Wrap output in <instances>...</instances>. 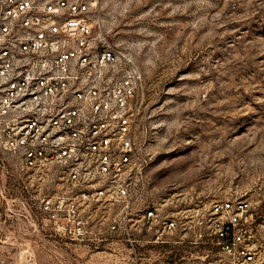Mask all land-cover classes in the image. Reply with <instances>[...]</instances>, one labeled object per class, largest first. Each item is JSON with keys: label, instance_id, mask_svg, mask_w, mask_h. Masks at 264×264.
I'll return each instance as SVG.
<instances>
[{"label": "built area", "instance_id": "obj_1", "mask_svg": "<svg viewBox=\"0 0 264 264\" xmlns=\"http://www.w3.org/2000/svg\"><path fill=\"white\" fill-rule=\"evenodd\" d=\"M99 12V0H0V153L63 238L138 254L196 244L206 230L220 261L253 263L247 200L154 201L143 74L106 41Z\"/></svg>", "mask_w": 264, "mask_h": 264}, {"label": "rangeland", "instance_id": "obj_2", "mask_svg": "<svg viewBox=\"0 0 264 264\" xmlns=\"http://www.w3.org/2000/svg\"><path fill=\"white\" fill-rule=\"evenodd\" d=\"M99 10L106 41L143 74L140 135L154 201L247 200L251 264H264V0H99ZM0 157V264H229L206 230L196 244L138 254L63 238Z\"/></svg>", "mask_w": 264, "mask_h": 264}]
</instances>
